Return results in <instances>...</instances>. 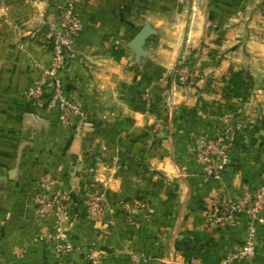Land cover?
I'll list each match as a JSON object with an SVG mask.
<instances>
[{
    "label": "crops",
    "instance_id": "obj_1",
    "mask_svg": "<svg viewBox=\"0 0 264 264\" xmlns=\"http://www.w3.org/2000/svg\"><path fill=\"white\" fill-rule=\"evenodd\" d=\"M74 1L82 29L61 81L88 121L63 128L46 111L50 91L41 107L23 97L48 66L59 11L51 0H0V264H81L85 255L97 264H129L131 255L141 264H221L249 219L221 232L205 211L264 176V0H145L133 19L112 0ZM139 19L154 29L142 54L130 48ZM196 49L205 66L187 67L193 83L179 84L175 60ZM232 70L248 80L241 101L219 98L207 82ZM222 127L233 135L228 164L209 179L195 149ZM45 177L67 195L61 234L75 251L60 260L54 218L35 211ZM100 191L110 210L92 221L87 202ZM259 218L255 256L229 264H264V210Z\"/></svg>",
    "mask_w": 264,
    "mask_h": 264
},
{
    "label": "built area",
    "instance_id": "obj_2",
    "mask_svg": "<svg viewBox=\"0 0 264 264\" xmlns=\"http://www.w3.org/2000/svg\"><path fill=\"white\" fill-rule=\"evenodd\" d=\"M58 24L56 28H50L47 33L49 45V63L41 68L33 84L27 88L23 97L26 102L41 107L43 95L50 91V97L45 105L46 111L56 112L61 127L68 128L73 123L84 124L88 121V115L82 103L73 96L64 93L61 81V72L66 67L71 57V46L75 36L82 29V23L76 13V2L65 0L58 9ZM180 81L183 80V70H179ZM233 140L230 128H221L218 136L212 140L201 142L195 149L196 158L203 166L204 175L209 179H219L224 168L228 164V149ZM67 195L60 188L55 179L43 178L38 184V194L35 200V211L40 216H50L55 220L58 237L64 242L55 245L56 257L75 251L72 244L61 234V228L67 211ZM133 208L144 211L146 215L152 213V208L145 201H134ZM110 208L103 192L92 193L87 202L88 217L92 221L99 220L104 212ZM264 210V176L259 185L253 190H244L237 197L218 195L205 211L206 224L221 232H227L238 226L240 216L249 219L241 246L235 250H226L221 264H229L234 261L250 262L255 256L256 230L254 225L259 222L260 214ZM128 211V209H126ZM130 220V219H129ZM130 223H134L132 220ZM99 258L93 255H85L81 264H97ZM58 264H76L73 261ZM129 264H141L140 258L131 255Z\"/></svg>",
    "mask_w": 264,
    "mask_h": 264
},
{
    "label": "rangeland",
    "instance_id": "obj_3",
    "mask_svg": "<svg viewBox=\"0 0 264 264\" xmlns=\"http://www.w3.org/2000/svg\"><path fill=\"white\" fill-rule=\"evenodd\" d=\"M65 0H51L52 6L53 8H55L56 10H58L64 3ZM112 2H115L116 7L120 10H122L124 12V14L128 15V18L133 19V15L136 13V11L134 10L135 8H142L145 7L146 1L145 0H112ZM144 15V14H143ZM138 19V18H137ZM133 20L134 22L137 21ZM140 25H136L135 29L133 28V32L132 33V37L136 36L142 29L146 28L147 29V34L145 36L144 41L146 40V38H148V36H151L154 34V29L151 28V26L148 23H142V20L139 19ZM144 44V42H143ZM185 50V49H184ZM188 50H191L190 48H188ZM200 49H196L195 53H193L191 55V53L188 56H191V60L190 59H184L183 57L180 59H176L175 60V68H174V72L177 75V82L179 84H182L184 86H187L188 84L193 83L194 80V73L192 74H188L185 73L188 71L187 67H193V69H197L198 67H204L205 65L202 63L204 62L203 56L201 57V55L198 53V51ZM197 53V54H196ZM196 54V55H195ZM198 56V57H197ZM201 64V65H200ZM179 70H183V80L180 81V74L178 73ZM234 71V70H233ZM231 76H233L232 73H223L220 74L218 76V78L216 79H209L207 82L210 83V86L212 84H214V86H218L217 88H221V92L219 93H215L216 96H218L219 98H235V100H240L241 101V95L242 92H239L240 89L237 91V94H233L232 93H228L225 92L223 89H225L226 87L230 88V80H231ZM237 80H242V82L244 83V85H248L247 82L248 80H246L247 78H244V76L239 75L238 77H235ZM168 97H166L167 99ZM170 104H172L171 100L168 99L166 101V105L170 106Z\"/></svg>",
    "mask_w": 264,
    "mask_h": 264
},
{
    "label": "water",
    "instance_id": "obj_4",
    "mask_svg": "<svg viewBox=\"0 0 264 264\" xmlns=\"http://www.w3.org/2000/svg\"><path fill=\"white\" fill-rule=\"evenodd\" d=\"M147 34V29H142L130 42L131 50L136 54H142V45Z\"/></svg>",
    "mask_w": 264,
    "mask_h": 264
},
{
    "label": "trees",
    "instance_id": "obj_5",
    "mask_svg": "<svg viewBox=\"0 0 264 264\" xmlns=\"http://www.w3.org/2000/svg\"><path fill=\"white\" fill-rule=\"evenodd\" d=\"M231 73L233 74V76H231V80H230V88L226 87L225 89H223L225 92H230L233 94H237V91L241 88L244 87V83L242 82V80H237L235 77L239 78L240 72L239 71H231Z\"/></svg>",
    "mask_w": 264,
    "mask_h": 264
}]
</instances>
